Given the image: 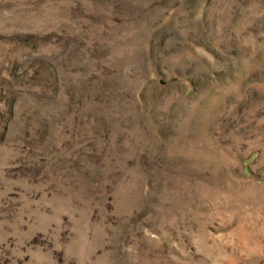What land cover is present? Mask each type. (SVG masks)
Returning <instances> with one entry per match:
<instances>
[{
	"label": "rangeland",
	"instance_id": "374dc122",
	"mask_svg": "<svg viewBox=\"0 0 264 264\" xmlns=\"http://www.w3.org/2000/svg\"><path fill=\"white\" fill-rule=\"evenodd\" d=\"M0 264H264V0H0Z\"/></svg>",
	"mask_w": 264,
	"mask_h": 264
}]
</instances>
